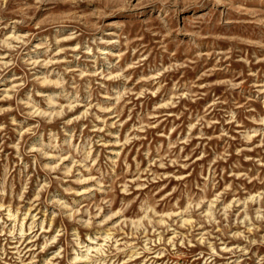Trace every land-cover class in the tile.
Returning <instances> with one entry per match:
<instances>
[{
    "label": "rangeland",
    "instance_id": "obj_1",
    "mask_svg": "<svg viewBox=\"0 0 264 264\" xmlns=\"http://www.w3.org/2000/svg\"><path fill=\"white\" fill-rule=\"evenodd\" d=\"M0 264H264V0H0Z\"/></svg>",
    "mask_w": 264,
    "mask_h": 264
},
{
    "label": "bare ground",
    "instance_id": "obj_2",
    "mask_svg": "<svg viewBox=\"0 0 264 264\" xmlns=\"http://www.w3.org/2000/svg\"><path fill=\"white\" fill-rule=\"evenodd\" d=\"M189 221V220H188ZM161 222V221H160ZM186 222H187V220H186ZM25 249V248H24Z\"/></svg>",
    "mask_w": 264,
    "mask_h": 264
}]
</instances>
